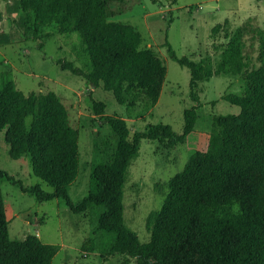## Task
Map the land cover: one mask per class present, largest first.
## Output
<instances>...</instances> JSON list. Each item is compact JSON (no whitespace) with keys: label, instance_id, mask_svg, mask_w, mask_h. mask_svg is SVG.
Here are the masks:
<instances>
[{"label":"trees","instance_id":"1","mask_svg":"<svg viewBox=\"0 0 264 264\" xmlns=\"http://www.w3.org/2000/svg\"><path fill=\"white\" fill-rule=\"evenodd\" d=\"M17 17H10L24 39H37L39 29L55 24L64 34L75 33L88 57L89 69L83 77L102 85L119 105L136 104L138 92L145 107L153 106L159 95L160 79L166 66L153 48H140V33L131 25L108 21L103 0H17ZM32 28L27 25L29 20ZM19 20H22L21 23ZM27 20V21H26ZM228 20L211 28L224 29L229 38L220 50L214 67L210 58L193 62L177 56L167 44L171 58L189 70V96L193 105L183 111V131L176 135L170 125H149L128 138L122 118L103 114L104 103L92 102V110L110 131L111 139L98 140L90 166L87 194L72 201L67 186L77 173V141L68 113L53 92L23 94L11 81L0 85V134L11 116L18 118L24 153L40 183L24 185L0 168V182L17 186L36 201L62 199L74 214L89 211L94 226L80 250L105 255L126 254L136 264H182L175 252L189 242L197 253L195 262L183 264H264V68L242 78L240 93L222 96L239 108L212 122L207 148L195 151L182 170L167 181V192L158 210L145 222L150 233L141 243L135 231L123 221V190L130 161L137 155L139 142L166 140L182 142L194 129L198 83L213 75H240L243 72L240 34L229 35ZM78 74L80 70L66 63ZM102 153L103 157H99ZM58 245L36 237L11 239L0 192V264H50Z\"/></svg>","mask_w":264,"mask_h":264},{"label":"rangeland","instance_id":"2","mask_svg":"<svg viewBox=\"0 0 264 264\" xmlns=\"http://www.w3.org/2000/svg\"><path fill=\"white\" fill-rule=\"evenodd\" d=\"M107 20L133 26L141 36L140 48H153L163 58L166 71L160 79L156 103L145 107V98L138 92L136 104L119 105L102 85L89 83L82 75L89 62L84 46L75 33L64 34L55 24L41 27L37 39H24L10 17H17V0H0V85L11 81L15 88L29 93H55L65 106L77 141V173L67 186L72 201L87 194L94 144L109 140L111 134L92 110V102L101 101L103 114L126 121L131 139L149 125H170L179 135L183 131V111L194 103L189 96V70L174 61L167 44L177 56L193 62L210 58L214 67L220 60V50L229 38L224 29L211 34V28L228 20V33L240 34L243 72L240 75H213L200 81L196 92L200 107L193 131L175 145L166 140L139 142L137 155L130 161L123 190V221L135 231L141 243L148 242L150 233L145 222L148 214L158 210L167 192V181L181 171L195 151L207 148L212 122L226 114H238L239 108L222 99L227 93H240L242 78L259 67L264 68V0H103ZM29 20V19H28ZM22 20H19L21 23ZM27 21V20H26ZM27 25L32 28L29 20ZM66 63L80 70L78 74L66 68ZM103 152L99 157H103ZM0 168L20 179L24 185L40 183L24 153L18 118L11 116L8 127L0 134ZM0 192L11 239L28 237L58 245L50 264H136L126 254L105 255L100 247L94 252L80 250L82 242L94 226L89 211L72 213L62 199L36 201L10 182H0ZM197 259L189 242L175 256L183 264Z\"/></svg>","mask_w":264,"mask_h":264}]
</instances>
